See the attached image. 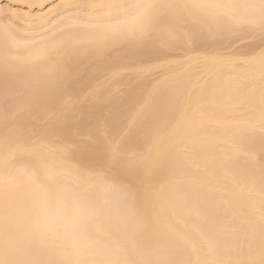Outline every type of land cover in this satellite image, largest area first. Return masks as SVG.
I'll list each match as a JSON object with an SVG mask.
<instances>
[{
	"label": "snow or ice",
	"instance_id": "6c2138e0",
	"mask_svg": "<svg viewBox=\"0 0 264 264\" xmlns=\"http://www.w3.org/2000/svg\"><path fill=\"white\" fill-rule=\"evenodd\" d=\"M57 7L41 36L0 4V264H264V0Z\"/></svg>",
	"mask_w": 264,
	"mask_h": 264
},
{
	"label": "bare ground",
	"instance_id": "6f19581e",
	"mask_svg": "<svg viewBox=\"0 0 264 264\" xmlns=\"http://www.w3.org/2000/svg\"><path fill=\"white\" fill-rule=\"evenodd\" d=\"M106 2V0H0V4H4L6 7L12 8L14 11L21 14V19L17 25L25 32H35L41 36H50L57 31L69 30L73 21L66 20L65 17L68 13H65L57 5L69 4V3H100ZM113 2L122 3H135L139 0H113ZM59 13V15H57ZM76 23H83V21H77ZM227 51V49H222ZM193 55V53H188ZM169 59H183V56L169 57ZM145 63L152 65H158L161 62L156 59H146ZM223 76L226 80L232 71L229 68H223ZM114 73H117L114 75ZM168 72L163 68H151L145 72H124L119 69H107L95 74V78L90 79L91 69L85 70L83 74V82L90 85L87 91L96 89L102 91L105 88H111L113 92L117 89L124 88L125 85L135 86L136 91L150 90L154 85L160 81L164 75ZM203 83V81H201ZM87 92H85V95ZM11 104V101L9 102ZM5 107L4 98L0 95V111ZM29 122V126L32 123L41 124L43 121L37 116L34 120L32 117H24ZM47 119V117H45ZM58 145L55 143L47 144L45 142V150L48 148L55 149ZM98 195L106 196L109 200H115V193H98Z\"/></svg>",
	"mask_w": 264,
	"mask_h": 264
}]
</instances>
